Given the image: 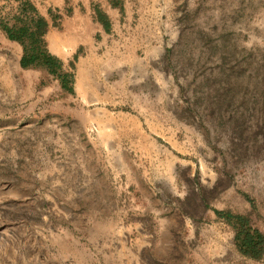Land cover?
I'll list each match as a JSON object with an SVG mask.
<instances>
[{
    "label": "rangeland",
    "instance_id": "374dc122",
    "mask_svg": "<svg viewBox=\"0 0 264 264\" xmlns=\"http://www.w3.org/2000/svg\"><path fill=\"white\" fill-rule=\"evenodd\" d=\"M181 8L162 77L143 76L141 64L139 75L114 78L144 93L167 89L160 122L138 102L114 110V128L96 127L59 81L24 71L18 89H3L0 79V264H30L32 251L62 262L55 251L69 230L79 240L85 201L103 193L114 199V251H239L215 211L249 216L264 234V0ZM48 85L59 89H39ZM171 215L173 238L162 239Z\"/></svg>",
    "mask_w": 264,
    "mask_h": 264
},
{
    "label": "crops",
    "instance_id": "0c3cea01",
    "mask_svg": "<svg viewBox=\"0 0 264 264\" xmlns=\"http://www.w3.org/2000/svg\"><path fill=\"white\" fill-rule=\"evenodd\" d=\"M24 1L49 23L47 48L63 62L65 71L74 74L75 96L81 111L95 114L94 126L114 128V110L128 111L138 102L148 107L152 120L160 122L167 89H147L144 93L142 89H126L125 81L114 78L139 75L136 68L141 64L148 67L143 76L162 77L160 65L182 34L183 0H0V18L11 19ZM22 56V46L9 40L0 27V79L5 83L1 88L18 89L14 80L24 71L35 73L38 83L44 78L54 83L55 78L45 69H23ZM39 89L59 88L48 85ZM160 125L152 123L153 127ZM101 141L114 143V136ZM89 189L103 193L108 187ZM84 207L85 224L80 222L76 230L79 240L69 230L63 250L55 251L63 261H44L40 259L42 251H32L30 264H240L246 260L239 251H114L113 197L95 194ZM174 216L162 219V239L173 238L174 228L168 225L175 221ZM147 230L140 228L142 238L153 237Z\"/></svg>",
    "mask_w": 264,
    "mask_h": 264
},
{
    "label": "trees",
    "instance_id": "16d2710c",
    "mask_svg": "<svg viewBox=\"0 0 264 264\" xmlns=\"http://www.w3.org/2000/svg\"><path fill=\"white\" fill-rule=\"evenodd\" d=\"M0 27L9 40L22 46L23 69H45L59 81L64 91L74 93V74L65 71L63 62L49 52L45 40L50 29L49 23L30 2H22L11 19L1 17ZM215 213L233 229L234 242L243 256L258 262L264 261V234L252 224L249 216L229 211Z\"/></svg>",
    "mask_w": 264,
    "mask_h": 264
}]
</instances>
